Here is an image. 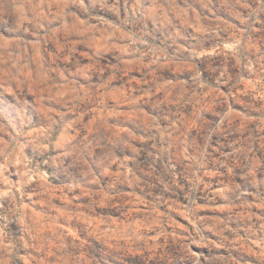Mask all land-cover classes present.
I'll use <instances>...</instances> for the list:
<instances>
[{"label": "rangeland", "instance_id": "374dc122", "mask_svg": "<svg viewBox=\"0 0 264 264\" xmlns=\"http://www.w3.org/2000/svg\"><path fill=\"white\" fill-rule=\"evenodd\" d=\"M0 264H264V0H0Z\"/></svg>", "mask_w": 264, "mask_h": 264}]
</instances>
